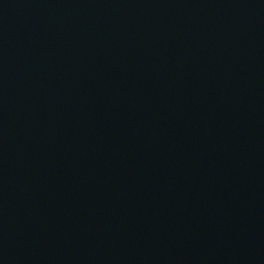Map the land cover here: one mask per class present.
I'll return each instance as SVG.
<instances>
[{
    "label": "water",
    "instance_id": "obj_1",
    "mask_svg": "<svg viewBox=\"0 0 264 264\" xmlns=\"http://www.w3.org/2000/svg\"><path fill=\"white\" fill-rule=\"evenodd\" d=\"M0 264H264V0H0Z\"/></svg>",
    "mask_w": 264,
    "mask_h": 264
}]
</instances>
